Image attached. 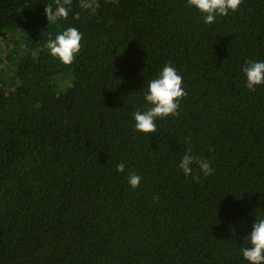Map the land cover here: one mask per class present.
I'll return each mask as SVG.
<instances>
[{
	"label": "trees",
	"instance_id": "obj_1",
	"mask_svg": "<svg viewBox=\"0 0 264 264\" xmlns=\"http://www.w3.org/2000/svg\"><path fill=\"white\" fill-rule=\"evenodd\" d=\"M97 3L72 0L52 23L55 0H0V264H249L264 84L250 91L243 68L264 61V0L212 24L187 0ZM68 27L82 40L65 65L46 45ZM169 63L186 92L178 114L137 132ZM189 148L212 175L194 163L185 176Z\"/></svg>",
	"mask_w": 264,
	"mask_h": 264
},
{
	"label": "clouds",
	"instance_id": "obj_2",
	"mask_svg": "<svg viewBox=\"0 0 264 264\" xmlns=\"http://www.w3.org/2000/svg\"><path fill=\"white\" fill-rule=\"evenodd\" d=\"M72 0H55L56 8L52 5L45 7V14L48 22L55 23L58 19H66L69 14V7ZM189 6L195 7L204 14V22L212 24L216 17L226 16L231 11H236L242 0H187ZM80 7L91 10L93 14L99 7L97 0H80ZM78 18V14L77 17ZM82 34L75 27H68L57 34L55 39H49L46 47L50 54L58 58L63 64L70 65L74 62L76 55L81 49ZM243 72L246 77V86L250 91H255L256 86L264 84V61H245ZM183 77L169 63L160 72L159 76L151 80L144 93L145 101L151 105L146 111H136L133 116L135 120L134 130L144 134L156 132V119L165 118L178 114L179 100L186 95L182 88ZM191 148L182 157L179 167L185 176L193 172L192 165L199 166L200 171L210 176L213 169L210 162L204 159H197L191 155ZM117 171H125L124 164L117 165ZM198 179L199 177H193ZM130 186L135 189L139 186L141 177L130 173L127 177ZM250 247L241 248L243 258L249 264H264V219L256 220L252 225V231L248 235Z\"/></svg>",
	"mask_w": 264,
	"mask_h": 264
}]
</instances>
